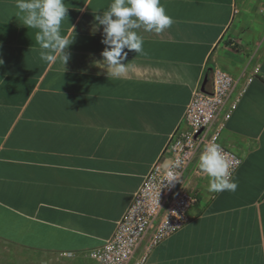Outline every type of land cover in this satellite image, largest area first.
<instances>
[{
  "label": "crops",
  "instance_id": "1",
  "mask_svg": "<svg viewBox=\"0 0 264 264\" xmlns=\"http://www.w3.org/2000/svg\"><path fill=\"white\" fill-rule=\"evenodd\" d=\"M111 0H66V66L45 62L36 29L0 0V264H93L115 233L206 77L223 68L247 83L223 142L243 156L235 192H209L198 162L182 186L197 204L178 230L138 255L146 264H264V25L253 0H161L173 18L139 29L121 77L103 63L96 16ZM264 17V15H263ZM95 31V32H94ZM234 96V95H233ZM233 98V97H232Z\"/></svg>",
  "mask_w": 264,
  "mask_h": 264
},
{
  "label": "built area",
  "instance_id": "2",
  "mask_svg": "<svg viewBox=\"0 0 264 264\" xmlns=\"http://www.w3.org/2000/svg\"><path fill=\"white\" fill-rule=\"evenodd\" d=\"M251 80L249 77L237 90L240 83L237 76L219 67L212 70L210 89L195 90L180 126L169 137L160 159L149 169L113 236L88 251L93 264H146L148 254L138 255V250L147 235L152 234L151 243L155 244L189 220V211L199 196L183 187L182 180L188 168L198 162L206 145L221 146L231 165V177L234 175L243 156L226 145L222 135L226 121ZM168 173L176 180L168 181Z\"/></svg>",
  "mask_w": 264,
  "mask_h": 264
},
{
  "label": "clouds",
  "instance_id": "3",
  "mask_svg": "<svg viewBox=\"0 0 264 264\" xmlns=\"http://www.w3.org/2000/svg\"><path fill=\"white\" fill-rule=\"evenodd\" d=\"M15 7L20 23L37 30L41 60L52 63L59 54L60 61L66 66L70 59L67 50L74 41L61 34L62 22L68 17L66 0H15ZM95 19V31L103 26L105 48L101 55L107 69L113 70L108 75L113 77H121L127 71L128 64L123 63L128 55L125 49L137 54L143 52L144 40L139 29L160 33L174 23L161 0H111L107 10ZM3 64L4 60L0 58V66ZM198 167L209 177V192L236 191L238 183L231 179V165L219 144L210 143L204 147ZM168 176V181L176 180L172 173Z\"/></svg>",
  "mask_w": 264,
  "mask_h": 264
},
{
  "label": "rangeland",
  "instance_id": "4",
  "mask_svg": "<svg viewBox=\"0 0 264 264\" xmlns=\"http://www.w3.org/2000/svg\"><path fill=\"white\" fill-rule=\"evenodd\" d=\"M254 4L252 5V10L254 13H257L259 15H261L262 17V23L264 25V0H253ZM263 33H264V29H263ZM263 38L260 40L261 44H263L264 42V35L262 36Z\"/></svg>",
  "mask_w": 264,
  "mask_h": 264
},
{
  "label": "water",
  "instance_id": "5",
  "mask_svg": "<svg viewBox=\"0 0 264 264\" xmlns=\"http://www.w3.org/2000/svg\"><path fill=\"white\" fill-rule=\"evenodd\" d=\"M207 78H208V77H206V78L204 79V82H203V84H202V86H201V89H202V90H206V89H205V84H206Z\"/></svg>",
  "mask_w": 264,
  "mask_h": 264
}]
</instances>
